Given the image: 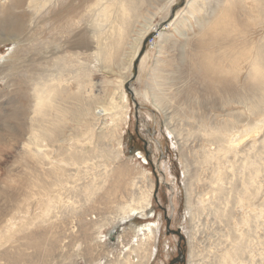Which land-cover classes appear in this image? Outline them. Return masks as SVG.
<instances>
[{"label": "rangeland", "instance_id": "374dc122", "mask_svg": "<svg viewBox=\"0 0 264 264\" xmlns=\"http://www.w3.org/2000/svg\"><path fill=\"white\" fill-rule=\"evenodd\" d=\"M1 1H6V4H4V6H0L1 10L4 9V11L2 10L0 13V39H4L6 37L15 38L13 40L17 43L16 47L18 48L16 52L17 56L14 54L16 63L25 65L26 67L28 66L29 70L34 71H28V74L32 75V73H34L36 77L37 75L40 76V74L44 75L46 72V74L50 76V72H52L51 70L54 69L53 67H58L59 65H56L58 62L55 57L47 52L48 48L50 49L52 45H55V42L50 43L52 38L54 41H58L60 37L61 39H64L65 37L63 42L66 45V49L69 52L79 51L78 64H80L81 68H84L83 64L86 67L88 62L87 55L93 51V49L89 48V37L85 29L91 25L95 26L93 27L96 33L95 37L101 41L104 40L105 42H108L106 36L115 28V24L125 27L123 24L129 22V20L124 22L123 20L125 19L122 17L123 22L121 21L118 11H116L119 8V3L116 2L117 0H113V7H109L111 9V18L109 17L110 20L109 18H106L103 11L101 12L100 7L102 8L103 3L105 4L107 2H111L112 0H94L93 2H90L91 0H75L78 3L74 0H61L64 4H62V2L58 6L53 4V6L50 7L47 3V5H44L46 0H35V5L38 7L35 16L30 12V8L27 7L28 0H13L12 2L14 3V6L9 0ZM161 2L165 3V0L144 1L141 9L142 18L139 16L138 20L136 19L135 21L132 17V21H130V23L133 26L131 24L130 26H128L129 24H126L127 27H123L126 31L130 32L127 35L126 43H123L117 48V50L120 51V54L107 62H104V58H97V60H94L97 67L93 75V82L96 83L93 87V107L96 108L95 110L101 109L103 106L107 108V110L102 113L101 117H98L95 122V130L100 129V133L103 134L95 140V142L99 145L95 146L102 147L107 143L115 144L117 139H120L118 148L122 153L121 159H119L120 161L117 163L110 162L107 170L112 167L116 168L117 166V169H114V177L116 176V173L120 172V170L124 171V173L126 172V175L119 181V186H121V188L127 187L133 176L137 175L141 176L140 184L146 189L148 188V181L151 182L152 190L150 199L152 210H149V208L147 209L145 206L141 208V211L134 213L129 219L124 222H119L120 224L114 225L117 220L116 218L118 217H114V214H116V204H113L111 200L112 197L116 195V192L117 194H120L124 191L119 189L115 191V185H118L117 182L115 183V181L112 180L109 184H106L107 187L105 189H103L98 195L94 196L91 202L85 204L83 213L79 214V212L75 211L77 210L78 205H81L79 204V201L74 207L65 200L62 204H57L56 207H52L50 209V217L51 221L54 222V225L49 231H51L52 236L55 235L60 239V245L57 248L58 252H63V246H65L64 244L68 241V249L70 252H73V249L77 248L75 244L82 243L85 247L84 253L87 254L86 251L91 252V246H89V243L92 241L90 240L93 236H96V234H94L96 229H93L97 226V224L95 225L94 222L98 221L99 223L100 221L102 224L99 223L98 225H102L100 233L101 236H103L100 245L105 248V244H109L111 246V252L114 253L119 251L123 253L124 251V255H128L130 264H167L171 259L178 256L179 250L184 253L185 260L184 262H178L175 264H221V256L227 250H232V253H236V256L241 259L244 264H264V98L261 99L263 101L260 100L261 102H259V99L257 98L258 92L254 90V86L246 90L247 80L245 78V73L249 65L248 57L250 55V51L253 48L255 49L257 46H264V22L260 23L259 21V23L255 24L249 15L243 21L241 26L236 25L233 20L230 24H227L223 28L212 27L215 31H217V33H211L210 31L203 34V38L200 40V43H197L198 48L196 53L191 49L183 52L182 48L177 45L184 44L181 41H179L180 44H177L176 41L170 48L172 51H165L168 56L173 59V62L170 65L167 62L165 65L161 66L162 69L171 71L170 73L166 72L168 75L170 74V76H168L167 79H164L163 77L161 79L160 77H155L154 72H151V69L155 65V57L159 56L162 59H166L165 56L167 54L163 51L166 49H160L164 53H162V51L161 53H158L159 45H165L166 48H169V43L167 44L161 42L162 40H160L161 38L158 35V31L166 29L169 21L173 20L175 13L184 7L186 0H173L170 14L167 19H161L165 13V9H162V11L156 14V16H154L155 18L153 17L155 30H150L139 44L140 47L137 53L139 54V58L135 57V59H130V56L135 49L133 47V40L134 37L137 36L139 28H141V23L145 22V19L149 17L151 12H154V6L159 8V6L163 4ZM149 3L151 6H149ZM244 4L247 9H250L254 3L247 1ZM145 8H147L148 11L145 10ZM52 10H60V13L64 15L67 13L72 15V27H75L71 28L69 32L61 31L58 25L60 22L50 17ZM92 12L94 13L93 17ZM250 14L254 16L257 15L253 11ZM80 15H82V17ZM117 15L118 18H116ZM121 22L123 24H121ZM48 27H52V29L49 28L50 30H48ZM55 28L59 29L60 32L58 30L53 31L56 30ZM73 32H75V35H71L74 34ZM85 34L87 35L85 36ZM175 35L177 36L176 32ZM62 36L64 37L62 38ZM48 37L49 39H47ZM83 40L85 51L80 49ZM51 42L53 41L51 40ZM196 42V37L191 38V46H194ZM12 45V41H4L0 43V57L5 56L9 52V47H12ZM142 47L143 51H141ZM45 49H47V51H45ZM65 58V60L69 59V61H72L73 64L67 61V63H70L71 67L72 65L77 64L76 62L74 63L75 59L73 56L68 55ZM51 61H54L56 66L52 64L53 62ZM133 62L136 63L135 70ZM197 63L201 64V72H198L196 69ZM30 64L32 67H29ZM5 65H7L6 62H0V149H3L2 152H0V188L2 189L4 187L2 193H0V230L4 228V223L19 214L15 213L16 209L19 211L24 209L25 212H22L23 215L20 213V215L24 217H30L25 215L29 210V213L32 215L31 217L34 218L37 215V211L40 210V205L37 203L39 202L41 204V195H39L40 197L38 196L39 191L34 194L35 196L32 195L27 198V195L31 192V190L26 184H23L25 183V179L22 177V175L24 176L23 172H21L26 169L23 163L24 161L22 162L21 159L22 154H20V148L25 144L21 137V123H23L28 115L27 109L29 107V103L31 102V100L29 101V99H31L29 91H31V89L29 90L28 86H26L27 84L24 83L26 82L25 79L21 80L23 77L18 70H14V75L11 77L12 80L9 75H4L5 72H7ZM57 67L55 69L58 70ZM33 68L35 69L33 70ZM184 68H187L185 76L179 72L180 69ZM120 69L121 71H119ZM54 70L52 74H54V72L56 74L57 70ZM48 71L50 72L48 73ZM203 73H205L207 77H228L232 82V87L235 90V93L240 95L239 97H236L235 100L241 102H229L225 104L226 101L228 102L231 100V98H229L230 96H222L214 92L208 97L203 98L204 92L201 90L202 87L200 81L204 83L207 79V77L202 76ZM34 74L32 75V78L35 77ZM66 76L70 79L67 78L66 81L64 80V86H66L67 83L73 79L70 77L72 76L70 71L65 73V79ZM6 80H9V84ZM35 82H37V80H35ZM72 82L71 86L68 88H70V92L74 93L76 88H74V80ZM127 85L130 87L134 99L138 104L136 109L129 92L125 88ZM154 92L161 95V100H155L153 97ZM86 94L89 95L87 92ZM242 97L245 100H242ZM153 98L154 100H152ZM253 99L254 102H258L259 104L261 103L260 106H258V104L257 107L255 103L253 106H251V104H247L248 101H253ZM67 100L71 102V109H77V104H80L75 99L68 98ZM202 100H204L203 102L205 103L203 107L200 105ZM114 104L118 107H115ZM162 107H164L163 110ZM25 109L27 110L26 112H24ZM201 117H206L207 120H211L210 122H215L220 119L230 121V123L228 122L226 124L234 126V131L232 132L233 138L239 137L235 145L236 147L238 146L236 148L238 150L236 153L229 154L227 159L225 158L230 162V165L232 164V166L226 170V181L224 182V186L227 189H231L230 187L233 185L232 183L237 184V186H241L239 175L243 176L242 171L247 173L248 169H250L240 166V171L237 175V169L239 168V165L242 164L241 160L245 156L251 157L253 155L251 158L255 161L254 168H258L257 172H255L253 180V190L255 192V195L253 196V203L246 202L247 204L245 206L243 205V207L238 205L236 207H232L234 199L233 194L226 191V208H232V212L235 215V217H233L230 221H225L224 219V221H221L218 218H216L217 220L215 219L213 209L218 205H224V203L220 204L214 195L211 196V199H213L212 202L214 203L212 204L213 206H211V208H205L203 213L195 215L194 211H191L190 215L188 210V193H186L187 189L185 185L187 183L185 162L186 160H190L194 164L199 163L195 165H198L197 167L200 168L202 166L201 165L199 167V161L201 159L198 154L200 153V149H209V147H213V145L207 143L205 137L200 136L195 132L197 123ZM247 129L252 130V132L245 134L244 132H246ZM178 131L182 132H180L179 136L176 135V132ZM10 134L14 135L13 138H11ZM112 135H114L117 139L112 140ZM11 140L14 145H16L15 148L9 147V142ZM6 143H8V145H6ZM86 143V141H81L80 143L78 142L80 146H87ZM90 145L92 144L90 143ZM62 146L66 148L69 147V144L64 143ZM252 152L254 154H252ZM198 159L200 160L198 161ZM225 159L223 163L225 165H229ZM96 164L97 163H94L92 170L83 173V177H88L86 178V181H92L93 179L98 178L94 176L97 172H99L98 169H95ZM236 164L238 165V168ZM17 165L19 168L21 166V168L19 169ZM203 166H205V168L209 167L202 169V172H206L202 176L204 179L205 176H209L211 174V165L207 164ZM12 178H15V181H11ZM14 182H18V187L21 184V186L17 188L18 190L20 189L19 192H17V189L15 190V193L17 192L19 195L16 193L13 196V191V198L6 199V196H9V192H7L9 190L8 187L11 184H15ZM204 182L205 180H203V182H198V185L196 186L197 192L201 191V185ZM127 188L129 189V187ZM204 190L209 189L206 188ZM81 195L82 194H80L79 197H81ZM208 195L209 194L206 193V196ZM79 197L77 199H79ZM193 197L195 200V193ZM15 199L16 202L18 201L17 203L19 205L15 203ZM116 200L117 198L115 201ZM130 200V192L129 190H126L123 197L118 200V203L122 201L129 202ZM4 204L5 207L8 205L7 208H4ZM24 204L27 207H25ZM98 205L100 209H98ZM105 207H107V209ZM134 209L135 208L131 211ZM53 210L55 213H53ZM71 210L76 213L72 214L73 212H71ZM6 212L8 213L6 214ZM51 213H53V215ZM95 213H97V215L101 218ZM10 214L11 216H9ZM75 214L78 215L76 216ZM101 215H104L103 218ZM55 216L58 219L60 218L59 221L55 218ZM105 216L106 218H104ZM72 217H74V220L76 219V222L73 221ZM107 217L109 218L107 219ZM240 217L245 218L244 224L241 225L242 227L237 224ZM81 219L84 221L87 219L86 221L88 222L85 224L86 226L84 225V229L81 230L83 233L79 230L77 231L78 222ZM91 219H93L92 223H90ZM37 220H39V218H37ZM105 221H108L109 223ZM74 228H76V230ZM112 228H117L116 232L114 235L109 236L108 234ZM149 229L156 230L155 239L144 236H140L141 238H138V240L133 239L134 236L132 235L139 234L141 231L142 232L140 234H142L149 231ZM69 230H71V232H69ZM177 230L180 231L182 239L174 233V231ZM244 233L246 234L244 235ZM51 235H49L50 238ZM82 235L83 237H80ZM240 235L243 236L242 239L240 238ZM116 239H118V243L117 247H114L113 245ZM122 240L125 244L122 243L121 245L120 241ZM234 241L237 243L239 241L242 242L243 245L241 250H235L232 248ZM32 250L33 248L28 249V251ZM97 250L98 247L94 246L92 247L91 253L95 254ZM67 261L68 259L65 260V263L63 264H67ZM1 262H6V260L1 259ZM86 262L87 260L85 261L83 258L77 259V264H87ZM51 264L56 263L52 262ZM232 264H235V262L233 261Z\"/></svg>", "mask_w": 264, "mask_h": 264}, {"label": "bare ground", "instance_id": "6f19581e", "mask_svg": "<svg viewBox=\"0 0 264 264\" xmlns=\"http://www.w3.org/2000/svg\"><path fill=\"white\" fill-rule=\"evenodd\" d=\"M9 1L14 6V3L12 2L13 0H9ZM93 1L94 0H91L90 2H93ZM144 1H146V0H117L116 2L119 3V8L116 11H118V15L120 16L121 21H122V18L125 19V20H123L124 22L129 20V22L124 23V24L122 23L123 22L122 21L121 24L125 25V27H127L126 24L127 25L129 24L128 26H130V24H131L130 21H132V17L135 19V21H136V19L138 20L139 16L141 17V13H142L141 9H142V4L144 3ZM247 1H251L254 3V4H252V7L250 9H247L246 5L244 4ZM62 2L63 1H61V0H54V1L46 0L44 5L48 4L50 7V6H53V4H54L55 6H58ZM112 2H113V0L111 2H107L105 4L103 3L102 8L100 7L101 12L103 11L105 13V16L107 19L110 17V13H111V9L109 7L110 6L113 7L112 5H114V3H112ZM163 2H161V3H163ZM76 3H78V2H76ZM157 3H159V2H157ZM4 4H6V1L3 2L0 0V6H4ZM27 4H28L27 7L30 8V12L35 16L36 12L38 10V7L35 5V0H28ZM62 4H64V2ZM172 4H173V0H168V1L165 0V3L161 4L159 6V8H156V6H154V12H151V13L149 12L150 13L149 17L146 19L144 18L145 22L141 23V28H139V30L137 32V36L134 37V40H133L134 46L133 47L135 49L132 52L130 59H132V58L135 59V57L138 55L137 53H138L139 47H140L139 44L141 43V41L145 37V35L150 30H155V24H153V17L156 16V14H158L160 11H162V9H165V13L161 17V19H167L169 14H170V9H171ZM42 5H43V3H42ZM91 6H93V5H91ZM149 6H151V4ZM94 7H95V5H94ZM94 7H92V8H94ZM5 8H6V6H5ZM39 9H40V7H39ZM2 10L4 11V9H2ZM2 10L0 9V13ZM93 10H95V9H93ZM93 10H91V11H93ZM145 10H147V8H145ZM252 11L255 12L257 15H255V16L251 15L250 13ZM92 14H90V15H92V17H93L94 13L92 12ZM118 15L116 16V18H118ZM249 15L251 16V20L255 24L259 23V21H260V23L264 22V0H186L184 7L175 13L173 20H170L169 23L167 24V26L165 25L166 29L162 30V31H158V35L161 38L160 40H162L161 42L167 43V44L169 43L168 44L169 48H166L165 45H159L158 53H161L162 50H160V49H166V50H163L164 52L165 51H172L170 48L174 45V43L176 41H177V44L179 43V41H181L184 44V45H177L178 47L180 46V48H182L183 52H186V51L191 49L192 51L194 50L196 53L197 48H198L197 43L198 42L200 43V40L203 38V34H205L206 32H210V31H211V33H217V31H215L212 27L223 28L227 24H230L233 20L236 23V25L241 26L243 24V21ZM80 16L82 17V15H80ZM50 17L54 18L56 21L60 22L58 25H59L60 30L63 32H69L71 30V28L75 27V26L72 27L73 26L72 25V21H73L72 17L73 16L70 15L69 13L64 15V14L60 13V10H52ZM110 18H109V20H110ZM93 20H95V19H93ZM43 21H45V20H43ZM49 21H50V19H49ZM52 23H53V21H52ZM78 24H80V23H78ZM88 25H89V22H88ZM115 25H116L115 28H117V29L114 28L109 33L107 32L108 34H107L106 38L108 39V42H105L104 40H102L105 43L102 42L100 39L95 37L96 33H95V30L93 29V27H95V26L91 25V26L87 27V29H85V31L89 37V41H88V43H90L89 48L93 49V51L87 55L88 56V62H87L86 67L83 64L84 68H81L80 64H78L79 63V60H78L79 51L77 50L78 52H76V51H70L69 52L66 49V45L63 42V40L65 39L64 36H62V38L64 37V39H61V37H60V39L58 41L57 40L54 41V39L51 37L52 38L51 40L53 42H51V40H50V43L55 42L54 43L55 45H52V47H50V49L48 48V51H47V49H45V51H47L50 55H53L55 57L56 61L58 62L56 65H58V64L59 65L57 67L54 64L55 60L51 61V62H53L52 64H54L58 68V70L55 69L56 67H53L55 69V70L53 69L54 71L57 70L56 74H55V72H54V74H52L53 70H51L52 72L48 71V73L50 72V76L48 74H46L47 72L44 73V75L46 74L45 77L43 74H40V76L37 75V77H36L35 74L32 73L34 71L29 70L28 66L26 67L25 65H21L19 63H16L15 56H17L16 52H17L18 48L16 47L17 43H15L14 42L15 40H13L15 38L6 37L4 39H2V38L0 39V43H2L4 41H12V43H13L12 47L11 46L9 47V52L6 55L4 54L5 56L0 57V62L1 63L6 62V64H7V65H5V67H6L5 69L7 72H5L4 75H9L11 78L14 75V70H16V71L18 70L19 73L21 74V76L23 77L21 80L25 79L26 82H24V83L27 84L26 86H28L29 90L31 89V91H29L31 94V99H29V101L31 100V102L29 103V107L27 109L28 115L25 118V120L23 121V123H21V137L24 140L25 144L23 146H21V148L19 147L20 148V154H22L21 159H22V162L24 161L23 163H24V166L26 167V169H25V171H21L22 169L20 171L23 172V174H24V176L22 175V177H24V179H25L24 180L25 183H23V184H26L27 187L31 190V192L29 191L30 193L27 195V198L34 195L38 191H39L38 196L41 195V197L39 196L41 198V204L39 202L37 203L40 205V210L37 211V215L34 218L31 217L32 215L29 213L30 211L28 209H27L28 213L25 215L30 216V217H24V216L20 215V213L23 215L22 212H25L24 209H21L20 211L18 209H16L15 213L16 214L19 213V214L15 215L14 218L10 219L8 222H6L7 220L5 221L6 223H4V225H5L4 228L0 230V264H51L52 262L56 263V264H63V263H65V260H67V259H68L67 264H77V259H79V258H83V260H85V261L87 260V262H86L87 264H92V263H95V264H130V262L128 260V255H124V251H123V253H121V251L114 253V252H111V246L109 244H108L109 246L107 244H105V246H106L105 248L102 245H100V243L102 241V237H103V236H101V233H100V229H101L102 225H98L100 223V221H99V223H98V221L94 222L95 225L97 224V226L96 227L94 226L95 228L93 229V230L96 229L95 233H94V234H96V236H93V238L90 240L92 242L89 243V246H91V248H90L91 252H92V247H94V246L98 247V250L96 251L95 254H92L91 252H88V251H86L87 254H85L84 253L85 247L83 246L82 243L75 244L77 248L73 249L74 250L73 252H70L68 249V241H67L69 237L66 240L67 241L66 244H64L65 246H63L64 247L63 252H58L57 248L60 245V239L58 237H56L55 235L52 236L51 231H49L50 228L54 225V222L51 221V217H50V211H51L50 209L52 207H56L57 204H62L64 202V200L68 201L69 204L74 207L76 204H78V201H79V204H81L80 206L78 205L79 209L77 207V210H75V209L74 210L76 212H79V214L83 213L85 204H87L88 202H91L95 195H98L103 189H105L107 187L106 184H109L112 180H114L115 183L117 182V185L119 186L120 179L126 175V172L124 173V171L120 170V172L116 173V176L114 177V169H117V166H116V168L112 167L109 170H107V167L110 164V162L117 163L118 161H120L119 159H121L122 153H121V150L118 148V146L120 144V141H119L120 139H117L116 137H114V135H112V140L117 139L116 143L115 144L107 143L102 147H98L99 145L97 144V142H95V140L98 137L103 135L100 133V129L95 130V126H96L95 122H96L98 117H101L102 113H104L107 110V108H105L103 106L101 109L95 110L96 108L93 107V103H94L93 87L96 85V83L93 82V75H94V72L96 71L95 69L97 67L94 60H97V58H99V59L104 58V62H107V61L112 60L117 55H119L120 51L117 50V48H118V46L122 45L123 43H126L127 35L130 32V31H126L124 29L125 27L123 25L122 26L124 28L121 27L119 24H115ZM49 28L52 29V27H48V30H50ZM57 30L60 32L59 29H56L53 31H57ZM129 30H130V28H129ZM175 32L177 33V36L175 35ZM73 33L74 34H71V33L70 34L75 35V32H73ZM87 34H85V36ZM198 35H199V37H198ZM195 37H196L197 42L195 44L192 43V44H194V46L192 45L193 46L192 47L191 43H190L191 38H195ZM197 38H200V39H197ZM47 39H49V37ZM84 40H85V37H84ZM84 40H83V43L81 44V48L80 47H77V48L83 49L85 51ZM47 47H49V46H47ZM34 48H36V47H34ZM83 50H82V52H83ZM163 51H162V53H164ZM42 52H43V50H42ZM47 52H45V53H47ZM14 54H15V56H14ZM49 54H47V55H49ZM165 54H167V53L165 52ZM68 55H71L74 57V59H75L74 63L76 62L77 63L76 65L74 64L71 67L70 63H72V61L71 60L69 61V59L65 60L66 59L65 57H67ZM45 56H46V54H45ZM165 57H166V59H162L159 56L155 57V65L151 69V72H154L155 77H158V78L160 77L161 79L163 77L164 79H167L168 76H170V74L168 75V73H170L171 71L164 70L161 68V66L165 65L167 62L170 65L173 62V59H171V57H169L168 54ZM53 59H51V60H53ZM71 59H72V57H71ZM48 60H49V58H48ZM126 60H127V58H126ZM141 60H142V58H141ZM67 61H69L70 63H67ZM130 63H131V61H130ZM248 64H249L248 69L245 73V78L247 80L246 90H248L249 88L254 86L253 87L254 90L258 92L257 98L259 99V102H261V101H263L261 99L264 98V46L263 47L257 46L255 49L253 48L250 51V55L248 57ZM32 65H33V63H32ZM32 65L30 64L29 67H32ZM49 65H51V64H49ZM134 65H135V63L133 62V66ZM34 69L35 68H33V70ZM41 69H43V68H41ZM121 69L119 71H121ZM196 69L198 72H201V64L200 63L196 64ZM102 70H104V69H102ZM28 71H32L31 73H32V75L34 74L35 77L32 78L33 76L28 74ZM68 71L71 72L72 76H70V77L73 79L71 81H69L66 86H64L63 83L67 80V78L70 79L68 77L69 75L66 76V79L64 78L65 73H67ZM186 71H187V68L179 70V72L182 73L183 76H185ZM164 72L165 73L168 72V73H166V75H165ZM159 73H161V74H159ZM194 74H196V73H194ZM4 75H3V77H4ZM41 75H43V76H41ZM196 76H198V75H196ZM202 76L207 77L205 75V73H203ZM171 77H169V78H171ZM192 77H193V75H192ZM81 78H83V79H81ZM11 80H12V78H11ZM35 80H37V82H35ZM73 80H74V84H75L74 88H76L74 93L70 92V90H69L70 88H68L71 86V82ZM6 81H7V83L9 82V80H6ZM8 84H6V85H8ZM200 84L202 87L201 90L204 92L203 98L208 97L210 94H212L214 92V93L222 95V96L223 95L230 96L229 98H231V100L228 102L226 101L225 104H227L229 102H237V103L241 102V101L238 102L237 100H235V98L239 97L240 95L238 93H235V90L232 87V82L226 76H224V78H222V77L218 78V76L217 77H214V76L207 77L206 81H204V83L202 81H200ZM165 85H166V83H165ZM30 86H31V88H30ZM86 92L89 95H87ZM153 95L152 96L155 98V100H159V99L161 100L160 94H157L154 92ZM68 98L69 99H75L76 101H78L80 103V104H77V106H76L77 109H71L70 108L71 102H69L67 100ZM154 98L152 100H154ZM254 99H256V98H254ZM254 99H253V101H248L247 104H251V106H253L255 103V105L257 106L259 103L254 102ZM242 100H245V99H243V97H242ZM203 101L204 100H202L200 103V105L202 107H203V105H205V103ZM114 103H116V102H114ZM116 104H114V106ZM260 104L258 106H260ZM263 105H264V103H263ZM115 107H118V106H115ZM163 108L164 107H162V110H163ZM27 110L25 109L24 112H26ZM210 121L207 120L206 117H201L197 123V126H196L197 128L195 131L196 133H198V135L205 137L207 143H209L210 145H213V147L212 148L209 147V149L208 148L200 149V153L198 155H200L199 158L201 160L198 159V161L200 160L199 161L200 162L199 167L202 165L201 166L202 168L201 167L198 168L197 167L198 165L197 166L195 165V164H199V163L194 164L189 159H188L189 161L186 160V162H185L186 163L185 168H186V174H187V178H186L187 183L185 185H186V189H187L186 193H188L187 205H188V210L190 212V215H191V211H194L195 215L203 213L205 208H211V206H213L212 204H214V203L212 202L213 199H211V196L214 195L218 199V202L220 204L224 203V205L223 204L218 205L213 209V214L215 216V219L218 218L221 221L223 219L225 221H227V220L230 221V220H232L233 217H235V215L232 212L233 211L232 208H230V207L226 208V201H227L226 191H229L233 194L234 199H233L232 207H236L237 205L243 207V205L245 206L247 204L246 202H252L253 203V196L255 195V192L253 190V180L255 177V172H257L258 168H256V167L254 168V162L255 161L251 158L253 155L251 157L245 156L241 160V162H242L241 165H239L237 163L239 165V168H238V165L236 164L237 168H238L237 169L238 170L237 175L239 174L240 166H242L243 168L244 167L250 168V169H248L247 173L241 170L242 174H243V176L239 175V178L241 181V186H237V184L232 183L233 185H231V187H230L231 191L229 189H227L224 186V182L226 181V170H227V168L232 166V164L230 165L229 164L230 162L227 161L226 159H227V156L229 154L236 153V151L238 150V149H236L238 146L236 147L235 145H236L237 139L239 137L233 138L232 132L234 131V126H232V125L229 126L226 124L228 122L230 123V121H226L223 119H220V120L215 121V122H210ZM96 129H97V127H96ZM180 132L181 131L176 132V135L179 136ZM250 132H252V130L247 129V131L244 133L248 134ZM10 136H11V138H13L14 135L10 134ZM205 138H203V139H205ZM81 141H86L87 146H80L78 144V142L80 143ZM21 143H22V141H21ZM64 143L69 144V147H66V148L63 147L62 144H64ZM88 143H89V145H88ZM90 143L92 145H90ZM6 145H8V143H6ZM95 145H98V146H95ZM15 146L16 145H14V143L11 140L9 142V147L15 148ZM249 149H250V147H249ZM2 150L3 149H0V152H2ZM247 154H250V153H247ZM252 154H254V153L252 152ZM18 157H20V156H18ZM97 158H99V159H97ZM224 159L226 160V162L229 165H225L223 163ZM94 163H97L95 165V169H98V171H99L94 176L98 177V178L93 179L92 181L91 180L86 181V178H88V177H83L84 176L83 173H86V172L92 170L93 169L92 166L94 165ZM207 164L211 165L210 166L211 174L209 176H205V178L203 179L202 176L204 173H206V172H202V169L205 168V166H203V165H207ZM124 165H125V163H124ZM183 166H184V162H183ZM17 167L19 168L18 165H17ZM20 168H21V166H20ZM206 168H209V167H206ZM140 173L143 174L142 172H140ZM14 179L12 178L11 181H15ZM203 180H205V182L202 183V185H201V191L197 192L196 186L198 185V182H203ZM140 182H141V176L137 175V176H133V178L129 181V185L127 186V187H129V189L127 187L121 188V186L118 187L115 185V188H116L115 191H117V189H119V190H122L124 192H122L120 194H117V192H116V195H114V197H112V200H111V202H113V204L114 203L116 204L115 213L117 215L114 214V212H113L114 217H118V218H116L117 220L114 223V225L120 224L119 222H124L125 220L129 219L134 213L141 211V208H143L145 206L147 209L148 208H149V210L151 209L150 196H151L152 184H151V182L148 181V188L146 189L144 186H142L140 184ZM14 183L15 184H11L8 187L9 190L7 192H9V196H6V199L7 198H10V199L13 198L14 194L19 192L20 189L18 190L17 188H19L21 186V184L18 187V184H17L18 182L17 183L14 182ZM6 187H7V185H6ZM3 188L2 189L0 188V193H2ZM206 188H208L210 191L204 190ZM16 189L18 191L15 193ZM126 190H129L131 200L129 202H123L122 201V202L118 203L119 202L118 200H120V198L123 197ZM13 191H14V193L12 196ZM194 193L196 195L195 200L193 197ZM206 193H208L209 195L211 193V195L206 196ZM17 194L19 195V193H17ZM80 194H82L81 197H79ZM78 197H79V199H77ZM15 198L17 199L16 196H15ZM20 198H18V199H20ZM116 198H117V200L115 201ZM3 199H2V201H3ZM16 199H15V203L18 202V201L16 202ZM34 199H35V197H34ZM12 202H13V199H12ZM1 203H3V202H1ZM23 203H24V200H23ZM98 203H99V201H98ZM1 206H2V204H1ZM7 206L5 207V204H4V208H7ZM9 206H10V204H9ZM25 207H27V206L25 205ZM33 207H35V206H33ZM68 208H70V207H68ZM95 208H97V207H95ZM105 208L107 209V207H105ZM133 208H135V209L133 211H131ZM240 208H239V210H240ZM54 209H56V208H54ZM98 209H100L99 205H98ZM32 210H33V208H32ZM71 212H73V211L71 210ZM76 212H73L72 214H74ZM89 212H90V209H89ZM7 213L8 212H6V214ZM53 213H55V211ZM53 213H51V214L53 215ZM2 214H4V213H2ZM95 214L97 215V213H95ZM63 215H65V214H63ZM66 215H67V213H66ZM4 216H6V215H4ZM9 216H11V214ZM101 216L103 218L104 215H101ZM214 216H212V217H214ZM98 217H100V216H98ZM37 218H39V220H37ZM55 218H57V217L55 216ZM72 218H73V221L76 220V219L74 220V217H72ZM104 218H106V216ZM108 218L109 217H107V219ZM59 219H58V221H59ZM93 219H91L90 223L93 222ZM86 220L87 219H85V221L83 219L79 220L77 231L79 230L81 232V230L84 229V225L88 223ZM113 220H114V218H113ZM55 221H57V220H55ZM88 221H90V220H88ZM105 222H108V221H105ZM244 222H245V218L240 217L238 219L237 224L239 226H241L242 224H244ZM100 224H102V223H100ZM149 225H151V224H149ZM76 226H77V224H76ZM149 227H151V226H149ZM64 229H65V227H64ZM74 229L76 230V228H74ZM116 229L117 228H115V229L112 228V230H110L108 235L109 236L114 235L116 232ZM69 232H71V230H69ZM81 233H83V232H81ZM124 233H126V232H124ZM140 233L132 235V236H134L133 239L138 240V238H141L140 236L152 237L154 239L156 237V230L155 229L154 230L149 229V231H146L142 234H140ZM75 234H76V232H75ZM245 234L246 233H244V235ZM49 235H51V238L49 237ZM80 237H83V235ZM240 238L242 239L243 236L240 235ZM120 242H121L120 243L121 245H122V243L125 244V242H123V240ZM117 243H118V239H116L113 246L117 247ZM242 245L243 244L241 241H239L238 243L234 241L232 248L235 250H241ZM29 248H33V250L28 251ZM1 259L6 260V262H1ZM233 261L235 262V264H244L243 261L236 256V253H232V250H227L225 253L222 254L221 259H220L221 264H232ZM139 264H145V263H139Z\"/></svg>", "mask_w": 264, "mask_h": 264}, {"label": "water", "instance_id": "95a60500", "mask_svg": "<svg viewBox=\"0 0 264 264\" xmlns=\"http://www.w3.org/2000/svg\"><path fill=\"white\" fill-rule=\"evenodd\" d=\"M141 51H143V47L141 48ZM136 58H139V54L136 56ZM136 60H137V59H136ZM136 62H137V61H136ZM133 67H134V70H135V69H136V63H135V65H134ZM125 88H126L127 91L129 92V94H130V96H131V99H132V101H133V103H134V107H135V109H136V107L138 106V104H137V102H136L135 99H134V96H133V93H132L130 87L127 85ZM135 117H136V115H135ZM174 233H176V234L179 236V238L182 239V235H181V233H180L179 230L174 231ZM184 260H185V255H184V253H182V251L179 250V251H178V256H177V257H174L173 259H171V260L169 261V263H167V264H175V263H178V262H184Z\"/></svg>", "mask_w": 264, "mask_h": 264}]
</instances>
